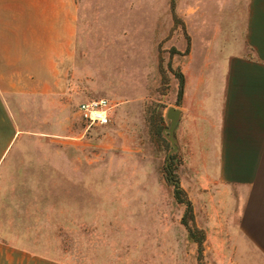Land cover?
I'll return each mask as SVG.
<instances>
[{
  "label": "rangeland",
  "instance_id": "rangeland-1",
  "mask_svg": "<svg viewBox=\"0 0 264 264\" xmlns=\"http://www.w3.org/2000/svg\"><path fill=\"white\" fill-rule=\"evenodd\" d=\"M77 2L71 96L18 107L25 133L1 167L0 238L60 264H264L204 179L180 174L178 160L169 168L160 118L177 49L166 43L192 1ZM99 99L110 122L89 126L77 107ZM185 224L202 231L201 247Z\"/></svg>",
  "mask_w": 264,
  "mask_h": 264
},
{
  "label": "crops",
  "instance_id": "crops-1",
  "mask_svg": "<svg viewBox=\"0 0 264 264\" xmlns=\"http://www.w3.org/2000/svg\"><path fill=\"white\" fill-rule=\"evenodd\" d=\"M191 1L176 39L160 32L177 49L162 142L169 145L163 131L176 109L180 174L203 178L231 234L263 257L264 0ZM77 34V0H0V173L25 133L21 103L46 111L71 96ZM0 264L60 263L0 238Z\"/></svg>",
  "mask_w": 264,
  "mask_h": 264
},
{
  "label": "built area",
  "instance_id": "built-area-1",
  "mask_svg": "<svg viewBox=\"0 0 264 264\" xmlns=\"http://www.w3.org/2000/svg\"><path fill=\"white\" fill-rule=\"evenodd\" d=\"M111 105L104 99L82 102L77 107L81 119L92 125H107L110 122L109 111Z\"/></svg>",
  "mask_w": 264,
  "mask_h": 264
},
{
  "label": "water",
  "instance_id": "water-1",
  "mask_svg": "<svg viewBox=\"0 0 264 264\" xmlns=\"http://www.w3.org/2000/svg\"><path fill=\"white\" fill-rule=\"evenodd\" d=\"M166 119L168 120V126L164 129L163 136L169 142V152L167 157L170 158L172 154L176 153L177 150V143L174 137V130L179 121V112L176 109L169 108L167 111ZM167 164L168 163L166 162V166Z\"/></svg>",
  "mask_w": 264,
  "mask_h": 264
},
{
  "label": "trees",
  "instance_id": "trees-1",
  "mask_svg": "<svg viewBox=\"0 0 264 264\" xmlns=\"http://www.w3.org/2000/svg\"><path fill=\"white\" fill-rule=\"evenodd\" d=\"M174 157H176V156H174ZM171 166H172V168L170 166H169V168L172 171L175 168L176 163L175 162L171 163ZM174 195H175V198L178 199L179 201L184 200V199L181 200V198H180V196H184V193H183L182 189L179 188V186L177 185V183L175 185ZM185 226L187 228L189 237L192 240H194V242H196L198 244V246L201 247L202 241H203V237H204V235L202 234V231L195 230V229L187 226L186 224H185ZM198 235H200V236H198Z\"/></svg>",
  "mask_w": 264,
  "mask_h": 264
},
{
  "label": "flooded vegetation",
  "instance_id": "flooded-vegetation-1",
  "mask_svg": "<svg viewBox=\"0 0 264 264\" xmlns=\"http://www.w3.org/2000/svg\"><path fill=\"white\" fill-rule=\"evenodd\" d=\"M175 156V155H174ZM174 156H171V163H173V162H175V160H176V164H177V158L176 157H174ZM167 170L169 171V169L167 168Z\"/></svg>",
  "mask_w": 264,
  "mask_h": 264
}]
</instances>
